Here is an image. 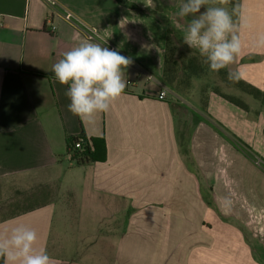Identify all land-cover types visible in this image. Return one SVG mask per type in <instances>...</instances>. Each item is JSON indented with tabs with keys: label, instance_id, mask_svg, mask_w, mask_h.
<instances>
[{
	"label": "crops",
	"instance_id": "0c3cea01",
	"mask_svg": "<svg viewBox=\"0 0 264 264\" xmlns=\"http://www.w3.org/2000/svg\"><path fill=\"white\" fill-rule=\"evenodd\" d=\"M128 1L136 8L117 0H0V208L23 209L1 217L0 232L35 229L51 264H264L248 240L264 247V171L231 139L264 160V102L235 88L244 109L210 92L207 115L189 121L188 165L162 82L166 24L182 39L190 17L176 13L184 0ZM237 4L250 27L222 70L239 71L264 93V48L254 43L264 32V0L227 7ZM105 40L133 63L124 93L88 124L68 111L67 86L52 66L82 41ZM82 133L104 141L105 161H72L67 139Z\"/></svg>",
	"mask_w": 264,
	"mask_h": 264
},
{
	"label": "clouds",
	"instance_id": "9594fccd",
	"mask_svg": "<svg viewBox=\"0 0 264 264\" xmlns=\"http://www.w3.org/2000/svg\"><path fill=\"white\" fill-rule=\"evenodd\" d=\"M231 0H184L176 15L188 18L182 41L203 58L211 72L219 73L233 64L242 50L239 35L250 27L242 5L231 9ZM153 7L155 5L153 4ZM255 46L264 48V32H260ZM103 43L82 41L63 53L52 66L61 85H66L68 111L88 124H94L99 113L108 112L127 86L125 70L133 63L130 57L110 49ZM228 79L238 81L239 71H229ZM35 229L18 225L0 232V258L5 264H51V257L37 248Z\"/></svg>",
	"mask_w": 264,
	"mask_h": 264
},
{
	"label": "trees",
	"instance_id": "16d2710c",
	"mask_svg": "<svg viewBox=\"0 0 264 264\" xmlns=\"http://www.w3.org/2000/svg\"><path fill=\"white\" fill-rule=\"evenodd\" d=\"M121 5L134 9L136 6L132 3H130L128 0H117ZM153 16L156 15V12H151ZM167 27V46H166V57H165V67H164V73L162 82L165 86L168 88H171L170 90H174L173 84L175 82L179 81V78L177 77V73L179 71H183L185 74H187L188 77H196L198 75H201L206 71L208 68V65L204 63L203 58L200 57L199 53L195 50H191L187 45L183 44V41L179 35V33L174 29V27L170 24H166ZM185 49L186 52L190 53L191 55L189 58L184 61L185 65L181 66L179 68V61L177 58L174 57V55L181 51L182 49ZM225 76L228 77V73L224 70H220ZM184 80H180V82H183ZM234 87H236L238 90L254 97L255 99L260 100L261 102H264V93H262L260 90L256 89L255 87L251 86L250 84H247L246 82L239 79L238 81H235L232 84ZM212 91H209L207 93V101L209 93ZM217 94L221 95L223 98L228 100L229 102L236 104L244 109H247V106L238 98L230 95H224L221 93ZM206 101V106H207ZM205 106V110H206ZM200 120L195 119L194 125H197ZM191 134L192 131L188 130L187 132H179L177 133L178 140H179V147L181 149V153L186 158V161L188 165L192 164V156H191ZM234 143L239 148H246L247 150L251 151V148L247 146L244 142H242L240 139H238L235 136H232ZM77 144H80L79 147H77ZM67 148H68V154L71 155L72 161H75L78 165H85L91 162H97V161H105L106 159V151L104 149V141L98 140L94 138H87L84 133H82L79 136L69 137L67 139ZM3 258H0V264H3Z\"/></svg>",
	"mask_w": 264,
	"mask_h": 264
},
{
	"label": "rangeland",
	"instance_id": "374dc122",
	"mask_svg": "<svg viewBox=\"0 0 264 264\" xmlns=\"http://www.w3.org/2000/svg\"><path fill=\"white\" fill-rule=\"evenodd\" d=\"M182 49V48H181ZM191 54L186 52L185 49L177 52L174 57L179 61V68L184 66L186 61ZM184 64V65H183ZM182 68V67H181ZM177 77L179 78L178 84L175 82L173 86L174 90L167 89L170 93V98L175 106L177 111V125L180 131L187 132L190 128L189 121L191 116L193 115V119L201 120L203 116L207 115L205 110V104L207 99V93L209 91L215 93H221L224 95H232L238 96V93L234 91L236 87L232 84L234 81L228 79L221 71L219 73L211 72L209 68L206 69L204 73L198 75L196 77H188L182 70L177 73ZM180 80H184L180 82ZM233 140V138H231ZM234 141V140H233ZM238 147V146H237ZM243 151L247 154V157L250 160H253L256 166L261 168L264 171V160L257 155L252 149L251 151L242 147ZM240 192V197H242V189H238ZM10 195V194H9ZM208 197L210 194H207ZM31 198V197H29ZM11 202V203H10ZM21 202V201H18ZM22 204H30L26 200L21 202ZM2 204V202H0ZM3 204H15L12 201L5 200ZM19 211H23L21 208H0V218L11 213H16ZM248 240L252 246L257 250V254L259 253L264 260V247L259 244V240H255L253 237L248 236Z\"/></svg>",
	"mask_w": 264,
	"mask_h": 264
},
{
	"label": "built area",
	"instance_id": "2783aa9c",
	"mask_svg": "<svg viewBox=\"0 0 264 264\" xmlns=\"http://www.w3.org/2000/svg\"><path fill=\"white\" fill-rule=\"evenodd\" d=\"M67 19H70V16H67ZM3 25V19L0 17V27ZM167 96V92L165 90L161 91L160 94L158 95V98L160 100H164ZM80 144H77V147H79Z\"/></svg>",
	"mask_w": 264,
	"mask_h": 264
}]
</instances>
